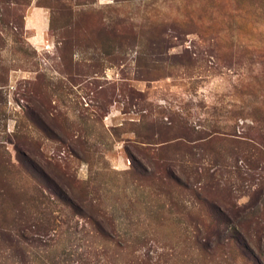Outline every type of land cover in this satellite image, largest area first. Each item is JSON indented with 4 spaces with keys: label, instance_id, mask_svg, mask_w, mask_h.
<instances>
[{
    "label": "rangeland",
    "instance_id": "rangeland-1",
    "mask_svg": "<svg viewBox=\"0 0 264 264\" xmlns=\"http://www.w3.org/2000/svg\"><path fill=\"white\" fill-rule=\"evenodd\" d=\"M0 264H264V0H0Z\"/></svg>",
    "mask_w": 264,
    "mask_h": 264
},
{
    "label": "crops",
    "instance_id": "crops-1",
    "mask_svg": "<svg viewBox=\"0 0 264 264\" xmlns=\"http://www.w3.org/2000/svg\"><path fill=\"white\" fill-rule=\"evenodd\" d=\"M31 15L32 19L35 20V22H41L42 19H45V25L43 26V28L40 29V31L44 30V28L46 27V16H45V13L43 11L42 8L40 7H32L30 10H29V13L25 16V19L27 16ZM26 21V20H25ZM25 21H24V25H25ZM33 27H27L25 26V29L27 30H34L35 33L36 30L34 29V25H32Z\"/></svg>",
    "mask_w": 264,
    "mask_h": 264
},
{
    "label": "trees",
    "instance_id": "trees-1",
    "mask_svg": "<svg viewBox=\"0 0 264 264\" xmlns=\"http://www.w3.org/2000/svg\"><path fill=\"white\" fill-rule=\"evenodd\" d=\"M50 26H51V19H49V28H50ZM247 144V143H246ZM249 144H251V143H248V145ZM212 241H207L206 243H205V245H208V244H210Z\"/></svg>",
    "mask_w": 264,
    "mask_h": 264
}]
</instances>
